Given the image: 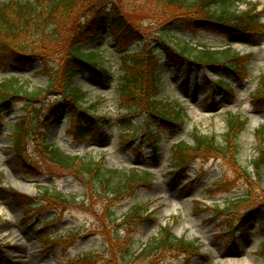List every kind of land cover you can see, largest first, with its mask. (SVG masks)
Masks as SVG:
<instances>
[{"label": "rangeland", "instance_id": "374dc122", "mask_svg": "<svg viewBox=\"0 0 264 264\" xmlns=\"http://www.w3.org/2000/svg\"><path fill=\"white\" fill-rule=\"evenodd\" d=\"M122 1L126 2V0ZM128 3L130 7L135 6L132 8L136 14L142 17L162 18L158 10L153 9L156 4L154 0H128ZM251 3H255L258 10L264 8V0H246V4H241L239 9H247ZM259 19L264 23V10L260 11ZM169 34L175 42L189 40L195 45L202 43L214 47L231 45L241 53L252 52L253 55L249 64L250 73L259 74V76L264 74V35H257L245 42L240 36L226 38L209 31H185L181 27L171 28ZM98 46L102 47L99 49ZM117 46L118 42L114 41L107 32L106 37L102 35L99 40L87 47V50L101 54L100 59L103 60V64L100 66L107 71V74L103 75V80L97 73L91 71L77 75L73 80V85L78 86L86 93L85 102L87 104L96 103L99 105L95 108L96 114L99 115L106 113L115 116L121 112L117 108V102L113 95L114 88L124 73V63L120 62L118 55L122 51L130 50L118 49ZM187 63L182 61L178 68L172 67L165 55L161 56L158 62V73L162 87L154 99L165 100L171 95L179 98L184 105L182 106L187 116V122L182 129L176 132L160 131L157 135L158 147L156 151L152 149L147 141V136L142 132L144 124L142 117L145 115L137 117L133 124L139 128L138 136L143 141L134 139L130 142V148L123 149L120 147L117 138V126L112 129L108 142L69 141L64 133L71 112L68 102L55 97L48 100L47 105L50 108H54L58 102L59 104L62 102L59 112L51 115L46 122L47 134L45 137L49 142L57 141L66 151H79L75 154L100 160L106 168L141 166L154 170L156 175L152 187L138 189L132 196L113 206L110 205L111 201L106 204V199L102 201V197H100L93 206L98 214L97 219L89 212L72 209L65 212L59 222L49 223L46 232L51 235L66 233L71 228L75 230L79 228L80 237L65 250L60 245L55 244L42 250L41 253H32V250L42 248L35 229L45 220L53 218L55 212L44 210L37 215L34 213L31 219L24 222L21 218L23 216L22 210L11 199L7 186H13L16 190L25 192L28 191L26 187H33L35 184H54L59 192L68 198L73 197L75 201L83 200L84 193L82 192L86 190L81 181L66 174L59 175L57 178L44 174L37 177L24 174L21 168L17 166L13 152L8 150V147L11 146V140L4 133V131H10L9 123L15 122L18 115L23 113L20 110L22 102L16 101L12 103V107L1 111L0 171L3 173V177L0 183V206L5 211L0 213V264H69L68 259L70 257L82 252L106 254V256L113 254V256L106 257L96 264H121L118 255V240H124L129 248L136 249L142 243L156 236L159 229L166 225L170 226L172 233L178 238H185L188 241L199 238L202 243L201 250L208 256L209 260L198 255L189 263H186L182 257H178L176 259L170 258L164 261V264H264L262 254L258 256V253L255 252L258 243L264 237V232L257 229L256 223L248 225L247 233L243 235L239 230H236L233 238L236 245L229 246L226 236L223 238L215 236L217 229L213 227V224L216 219L211 217L212 211L202 209L203 205L197 210L193 202V200L201 198H205L208 204L214 200L222 202L225 201L226 196L235 199V201L238 198L247 197L249 198L247 203L255 198L264 200V165L261 169L256 170L254 172L256 174L253 176L251 173L248 174L253 170L252 161L257 155V141L260 140L258 129L264 126V105L257 106L250 101V93L254 86L253 79L242 84L237 82L233 84V92L237 94L235 99L238 101L232 103L231 99L223 100L225 90L215 85L216 80L219 79L217 67ZM9 66L6 72L0 71V78L14 73L27 76V79L22 78L20 80L27 81L31 88H44L47 85L46 77L39 73L41 67L37 60L33 59L26 69L18 70L13 65ZM227 80L233 81L229 76ZM229 106L232 110L239 111L242 117L247 118L245 130L239 134L234 144L238 149L237 164H234L236 170L226 165L225 161L212 159L203 162L198 160L190 164L186 173L174 177L167 159L171 144L180 139L190 143L194 129L204 134L215 133L218 135L217 140H221L220 135L226 130L225 114L222 110ZM149 127L155 128L150 121ZM137 141L143 147L142 156H137L133 149V144H136ZM27 149L30 153V144L27 145ZM227 159L233 161L231 157ZM199 170L204 172L197 175ZM233 177L237 178L235 181L233 179L236 185L234 188L223 194L218 193L214 197L207 194L210 185L215 184L221 178ZM38 192L37 188L32 189V193ZM222 206H224V202L220 203L219 207ZM138 210L139 212L135 213ZM133 215L142 218L131 223L129 219ZM126 228H128L127 234ZM200 242L198 241V243ZM3 253L8 256L4 261L2 259ZM29 256L31 262L28 261L27 257ZM122 263L127 264L125 261ZM133 263L147 264L148 262H143V259L140 258L133 259Z\"/></svg>", "mask_w": 264, "mask_h": 264}, {"label": "trees", "instance_id": "16d2710c", "mask_svg": "<svg viewBox=\"0 0 264 264\" xmlns=\"http://www.w3.org/2000/svg\"><path fill=\"white\" fill-rule=\"evenodd\" d=\"M154 1L156 4L153 9L158 10L162 18L154 17L152 19L149 17L146 19V17L136 14L132 8L135 6L130 7L128 0L123 3L121 0H111L108 11L105 0L0 1V62L8 58L24 62L29 55H36L41 62L47 63L48 67L45 68V73L49 79V84L45 88H31L28 82L19 79L0 82V104L6 103L12 97L19 96L25 97L33 103L44 99L52 85L61 76H65L68 81L72 79L75 72L70 67L71 60L83 61L89 67L96 65L95 56L86 53L83 47L94 34L103 28L108 17L110 18L109 27L112 31L127 37L132 34L130 39L136 41L146 38L144 46L132 57L136 72L130 78L126 77L121 86V94L127 98L128 102H131L130 106L133 105L134 107L142 104L141 92L144 88L145 79L149 82V86L154 81L150 71L153 49L147 47L148 38L153 36L150 34L153 29H157L172 20L183 21L187 19L196 23L201 20L203 23H213L218 26L228 22L232 26H226L227 28L242 32L250 31V27L263 28V24L258 21L252 8L245 11L238 10L239 3L244 2V0ZM125 8H130V11H125ZM177 46L183 52L208 62L230 60L233 65H237L241 59L237 52L230 49L209 51L197 49L188 44L181 45V43ZM49 62H54V66L49 67ZM69 86V84L66 86L64 84V89L61 91L74 106L87 112L95 108V104L83 107L84 94ZM131 86L135 89L134 91ZM256 97L264 98V75L260 81ZM146 103L152 112L164 121V124L180 128L186 123V114L179 105L159 106L150 100ZM225 121L226 130L220 135L221 140H217L218 135L215 133L204 134L194 129L190 143L181 141L174 145L171 151L173 165L182 170L193 157H205L207 155L222 156L226 159L231 157L233 161L231 160L229 163L236 165L238 149L234 144L238 135L245 129L246 119L239 115L229 114L226 115ZM21 128V126L15 127L16 133H19ZM258 133L260 135L258 153L252 161L254 171L261 169L264 165L262 160L264 157L263 126L258 129ZM131 136H126V138ZM46 151L48 153V150ZM50 154L53 155L58 166L75 170V173L81 176L90 187L91 193H94L93 196H102L107 201L124 193L130 194L141 185L150 186L152 183L153 175L147 171L133 168H106L100 160L65 155L58 149L53 150ZM251 173L254 174L252 170ZM41 195L67 201L58 192L48 189H44ZM68 201L74 202L71 199ZM247 201H249L247 197L240 201L229 200L224 207L216 210L218 214L227 213L228 226L231 225L229 222L235 219L236 223L243 228L246 223L257 217L260 221V228L264 229V200L255 198L248 203ZM118 248L121 264L123 261L132 264L133 259L140 258L143 259V262L147 261L148 264H153L157 260L154 256L166 249L192 254L199 253L201 245L197 240L188 241L185 238H178L172 233L170 226L166 225L161 227L156 237L150 239L136 254H134V249L125 246L124 241L118 240ZM260 253L264 258V249ZM91 258L92 256H89L88 259ZM127 258L131 260L129 261Z\"/></svg>", "mask_w": 264, "mask_h": 264}, {"label": "bare ground", "instance_id": "6f19581e", "mask_svg": "<svg viewBox=\"0 0 264 264\" xmlns=\"http://www.w3.org/2000/svg\"><path fill=\"white\" fill-rule=\"evenodd\" d=\"M26 190H28V191H32L31 189H29V188H26ZM0 213H2V211H1V209H0ZM234 263V262H233ZM235 264V263H234Z\"/></svg>", "mask_w": 264, "mask_h": 264}]
</instances>
